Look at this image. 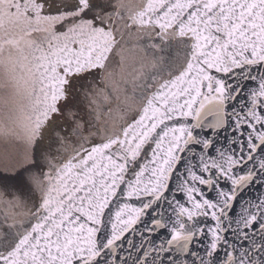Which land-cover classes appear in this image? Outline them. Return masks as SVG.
Returning <instances> with one entry per match:
<instances>
[{
    "label": "snow or ice",
    "instance_id": "1",
    "mask_svg": "<svg viewBox=\"0 0 264 264\" xmlns=\"http://www.w3.org/2000/svg\"><path fill=\"white\" fill-rule=\"evenodd\" d=\"M46 6L0 0L3 133L40 150L32 207L0 190V264H264V0ZM116 17L148 42L128 47ZM97 75L107 117L84 121ZM53 144L67 154L43 155Z\"/></svg>",
    "mask_w": 264,
    "mask_h": 264
},
{
    "label": "water",
    "instance_id": "2",
    "mask_svg": "<svg viewBox=\"0 0 264 264\" xmlns=\"http://www.w3.org/2000/svg\"><path fill=\"white\" fill-rule=\"evenodd\" d=\"M46 3V6L44 11L46 14L56 15L57 12V6L64 2V0H44ZM111 4L113 6L118 5L120 3L124 4H134L137 2V0H110ZM111 10V9H109ZM127 16V12H125V17ZM116 20V26L120 27L123 31L127 33L125 36V40L127 41V46L132 47L137 42L140 44L147 43V38L140 39L137 41L138 33L136 32L135 28L132 29H123L122 24L119 21V17L115 18ZM59 27V25H57ZM44 35V33H33V35L30 37V39H39ZM119 35V34H118ZM151 43H157L160 44L161 47L165 48L166 51L164 53H157V55H165L170 56L172 52L176 50V41H171L168 44H165L163 41H161L158 37H155ZM8 55V50L5 49V52L3 53V57H6ZM0 57V58H3ZM119 60V57H117V61ZM126 65L130 63L129 60L125 61ZM113 69L117 73V79L119 78V72L120 68L117 65H113ZM5 83V76H4V70L3 66L0 65V190H3L5 186L8 188L9 191L16 192L17 189L20 191L17 192V195H21V199L26 201L28 204V207H32V201L29 199L28 190L30 188H34V185L31 182V176L36 173L35 169V157L39 153V148L35 146H29L27 145L23 139H18L14 134H8L5 135L3 133V129H12L13 126L4 119L3 112H4V105L3 100L6 97H10L12 87L11 85L3 86ZM104 84L102 83V78L100 75H97L96 81L93 83L85 82L83 86V90L78 93L76 106L73 109L78 117L82 118L84 121H87L89 119V113L93 112L95 109L100 115L107 117V108L108 105L105 103L103 99V94L99 92L100 88H103ZM95 90L96 94L93 95V91ZM245 99L247 97L245 96ZM239 100V97L237 98ZM92 101H95V103H92ZM231 103H236V101L229 103V111L231 110ZM114 107V106H113ZM117 113L113 112V117H116ZM211 119V118H209ZM62 134H66L68 137L67 143L69 147L76 145V138L72 135V127L74 126V121L71 118L67 117V114H65V119L61 121ZM55 139V137L53 138ZM48 143L45 142L41 147L48 148ZM220 143L227 144L226 139L222 136L220 138ZM60 151L61 155H66L67 153L64 152L63 148H61L57 144H53L50 149H48L47 152L43 153V155L51 156L55 155L57 151ZM215 155V153H213ZM147 159H151L150 154L148 155ZM32 169L33 172L30 173L28 170ZM170 187L172 189L176 188V177L173 176V180L170 184ZM203 187V186H201ZM256 192H250L248 193L249 196L255 197ZM209 197H213L215 194L212 192L208 193ZM176 197L178 200H180L181 203H186V197L183 195V193H176ZM39 202V196L36 195V203ZM186 206L190 207V204H186ZM166 207V206H165ZM170 211V210H168ZM199 219L203 220L204 217H200ZM209 224H211V220L208 221ZM137 227H142V225H138ZM147 235V233L145 234ZM137 242L139 241V237L136 236L134 238Z\"/></svg>",
    "mask_w": 264,
    "mask_h": 264
}]
</instances>
